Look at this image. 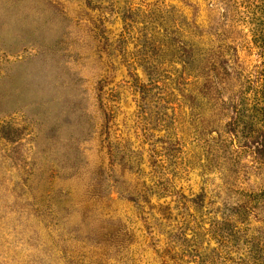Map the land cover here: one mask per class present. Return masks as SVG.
<instances>
[{
    "label": "rangeland",
    "instance_id": "rangeland-1",
    "mask_svg": "<svg viewBox=\"0 0 264 264\" xmlns=\"http://www.w3.org/2000/svg\"><path fill=\"white\" fill-rule=\"evenodd\" d=\"M0 264H264V0H0Z\"/></svg>",
    "mask_w": 264,
    "mask_h": 264
}]
</instances>
